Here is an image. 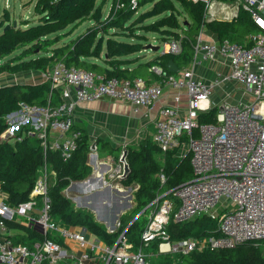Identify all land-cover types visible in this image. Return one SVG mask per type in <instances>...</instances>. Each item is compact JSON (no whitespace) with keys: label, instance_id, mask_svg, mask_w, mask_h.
<instances>
[{"label":"built area","instance_id":"obj_1","mask_svg":"<svg viewBox=\"0 0 264 264\" xmlns=\"http://www.w3.org/2000/svg\"><path fill=\"white\" fill-rule=\"evenodd\" d=\"M139 1L115 0L113 13L125 8L133 10ZM200 1L205 5L206 22L231 20L239 8L246 11L258 31L248 38L250 45L228 39L202 41L200 32L193 57L178 71V76L172 74L149 83L142 78L105 79L100 74L57 61L43 75L50 90L58 94L60 103H20L19 110L4 117L6 130L0 136L9 142L20 141L25 135L35 136L44 154L48 150L57 152L66 161L76 150L80 134L72 118L78 103L107 99L127 104L137 112L151 109L160 100L164 87L177 92L185 90L184 115L176 107L162 106L156 111L153 123L152 141L163 154L185 145L190 155L191 179L175 188V201L164 198L158 205L163 195L154 200L158 209L142 229L137 249H133L124 232L118 237L122 238L116 248L115 244L101 248L98 239L84 229L66 227L52 220L47 192L54 174L44 167L34 183L30 200L10 207L5 204L6 194L0 191V264H86L87 261L151 264L152 254L143 250L156 242L159 254L187 255L264 241V0ZM180 50L179 41L159 45L160 54L175 55ZM216 57L227 62V72L216 75L211 82L196 79L195 68ZM149 72L157 78L164 74L158 65L151 66ZM226 84L242 86L249 99L241 95L235 103L222 101L212 106L209 100L214 89ZM173 99L178 103L180 94L175 93ZM212 107L217 108L215 122L198 123L199 113ZM89 149L94 152L96 147L93 144ZM122 153L116 167L109 172V179L120 180L123 175ZM159 180L164 183L163 173L159 174ZM36 195L42 197L40 209L33 201ZM199 216L217 219L216 235L170 240L166 232L170 219L183 223ZM21 220L39 224L44 239L30 245L14 243L13 230L5 222ZM119 227L117 220L108 232L113 233ZM48 233H54L62 241L76 242L82 252L76 256L64 245L47 238Z\"/></svg>","mask_w":264,"mask_h":264},{"label":"trees","instance_id":"obj_2","mask_svg":"<svg viewBox=\"0 0 264 264\" xmlns=\"http://www.w3.org/2000/svg\"><path fill=\"white\" fill-rule=\"evenodd\" d=\"M97 1L37 0L33 11L39 22L31 26H27L28 21H23L22 26L13 27L8 11L4 9L0 16V75H16L29 71L45 73L50 65L62 61L66 66L100 74L105 79L142 78L148 83L147 78L152 75L149 72L151 66L158 65L164 70L161 78L153 75L157 80L173 74L165 68L168 61H172L179 69L186 67L193 57L196 37L203 29L215 34L219 40L228 39L247 46L250 45L248 38L258 32L248 13L242 8L238 9L237 15L231 20L206 22L205 5L200 0H140L135 9L125 8L116 13H113L115 0H111L109 14L103 19L102 6L106 0H101L100 3ZM145 4L152 6L149 15L163 16L143 25L142 31L159 35L162 43L179 41L181 50L178 54H160V51H154V57L148 61L138 56L146 45L142 43L144 37L135 33L134 25L144 15L133 20L131 24L127 23L133 19L138 8ZM180 10L186 16L182 24L177 21ZM85 21H90L93 25L75 38L57 46ZM5 24L10 27L4 30ZM113 29H120V32H111ZM126 36H131L133 41L118 39ZM60 101L58 94L50 90L47 82L0 86V136L6 130L4 117L19 110L20 103L57 105ZM216 111L217 108L212 107L199 113L198 123L215 122ZM76 130L80 133L77 148L66 161L57 152L48 150L44 154L35 136L25 135L20 141L13 142L0 137V191L7 196L5 204L14 207L30 200L34 183L45 167L47 172L54 174L47 192L52 220L66 227L82 228L107 246L115 244L124 232L127 241L137 249L139 235L152 214L150 210L153 208L154 212L157 211L164 198L175 201V188L191 179L189 153L181 158L174 155L176 150L162 155L159 147L149 138L142 140L137 147L127 146L125 161L130 173L127 178L115 181L124 185H137V190L133 193L135 206L120 215V227L109 233L95 220L93 214L85 209L75 208L64 196V191L72 182L82 181L92 172L87 163L90 152L87 133L84 129ZM95 147L103 150L109 148V145L101 141ZM117 153L115 159L118 161L121 150L117 149ZM160 173L165 177L163 184L159 180ZM160 196L162 197L159 198ZM156 198H159L158 205L153 203ZM33 201L40 209L42 197L36 195ZM99 202L101 199L97 198L94 204ZM22 221L5 222L14 232V243L30 245L44 239L39 224L32 220L24 223ZM216 228V218L199 216L183 223L170 219L166 232L170 240L176 241L213 236L216 235ZM46 237L63 245L62 240L54 233H48ZM154 244L157 245V242ZM174 258L176 264H264V241L243 243L218 251H193L187 255H174ZM93 264L103 262L97 261ZM109 264L113 262L110 261Z\"/></svg>","mask_w":264,"mask_h":264},{"label":"crops","instance_id":"obj_3","mask_svg":"<svg viewBox=\"0 0 264 264\" xmlns=\"http://www.w3.org/2000/svg\"><path fill=\"white\" fill-rule=\"evenodd\" d=\"M69 37L70 36L61 40L57 44V46H61L65 42L69 41L70 39L67 40V38ZM200 39L202 41H215L216 39H218V37L215 34H212L210 31L203 29L200 35ZM150 59L144 61H148ZM182 69L183 68L181 69L178 68V71H181ZM226 72H227V62L223 58L216 57L215 60L204 62L200 66L196 67L194 71L195 74L194 77L204 82H211L212 80H214L216 75L225 74ZM34 73H39V72H34ZM178 73L179 72L173 74L175 76H178ZM147 79L149 80V82L158 81L153 75H149ZM24 83L32 84L37 82L35 81L31 82L27 80L24 81ZM233 87H235V85L232 84H226L219 88L216 87L213 91V94L210 97L209 100L210 104L213 105L219 102V100H224L226 94H230V92L233 90ZM175 93L180 94V100L178 103H176L173 99ZM186 101L187 100H186L185 90H180L177 92L176 90L171 89L169 87H164L163 94L160 100L157 103H155L151 109H141L137 112L133 111L131 107L127 104H123L116 101H110L107 99L78 103L75 106L74 111L72 113L74 127L77 129L78 128L84 129L86 131L90 146L93 144L94 145L99 144L102 141L107 143L109 145V148H104L103 150L95 149L94 152H89L87 163L91 167L92 170L91 175L87 179H84L82 181L72 182L69 187L71 189H74V192H80L86 190L87 184L90 182L99 183L100 186L102 185V183L104 184L103 179H105V177L109 178L108 176L109 172L117 165V163H115L118 162L115 159V156L118 154L117 149H120L121 152H123V150H125L127 146L137 147L139 143L146 138L152 140V136L154 133L153 123L158 108L162 106L176 107L178 109L179 114L184 115L186 109ZM109 149H111L112 151H116L115 155H112L110 153L107 154V151ZM174 150H176L175 151L176 153L174 155L177 156L178 150L177 149ZM174 150H171L165 154L173 152ZM119 182L120 181H118L117 183ZM114 184L115 185H113L112 190H115L118 196L123 195V193L125 192L121 190L122 188L120 187V191H119L118 189L119 186L116 183ZM105 186L106 187L104 190H110V185H105ZM135 189L137 190V185L134 188V190ZM83 193L84 194L82 195V197H75V198L90 199L97 195H103L96 191H93L92 193L89 194H86L85 191ZM110 197L112 200L111 203L110 201H105V204L108 205L107 207L110 208L108 212L105 209L106 205L105 206L102 205L103 199H101V202H99V204L93 203V207L95 208L96 211L99 212L98 221L106 220L109 215L113 216V212L116 211L118 212V210L122 208L120 203L117 204L116 202H114L119 200L120 197H117L115 195H111ZM127 198H129V196ZM121 214H119L117 218L115 217L116 220L119 221V217ZM115 218L112 217L111 223H113ZM23 222H25V220H23ZM101 224L104 225L102 222ZM62 242L64 247L73 254H75L76 256H79L80 253L82 252V247H80L76 242H72L68 240ZM99 246L101 248L108 247L102 241H99ZM151 247L153 248L154 251L153 253H149V254H152L155 257L162 256V254L158 253L156 244H153L149 248ZM86 264H93V262L87 261Z\"/></svg>","mask_w":264,"mask_h":264},{"label":"rangeland","instance_id":"obj_4","mask_svg":"<svg viewBox=\"0 0 264 264\" xmlns=\"http://www.w3.org/2000/svg\"><path fill=\"white\" fill-rule=\"evenodd\" d=\"M5 1H6V3H5ZM36 1L37 0H0V16H1L3 10L6 9L8 11L11 24H13L15 22L16 26H22L21 23L23 21H28L27 26L36 25L39 22L38 17L34 14V11H33V8H34ZM97 2L100 3L101 0H98ZM110 5H111V0H106L105 3L103 4V6H102V17H103V19L108 16L109 10H110ZM151 11H152L151 4H145L144 6L138 8L136 13L134 14L133 19L127 23V24H131V23H133V20L135 21L136 18H139L142 15H144V18L141 21H138L139 19H137V21H135L136 24L134 25L135 33L142 35L145 39L144 41H142L144 46L147 44H151L154 46L162 44L161 39H160L161 37L159 35H157L155 33L145 32V31H142V29H141L143 25H147L149 23H152V22L156 21L157 19H159L163 16V14L157 15V16H151V15H149V12H151ZM185 17H186L185 14H183L180 10L179 15L177 16V21L179 22V24L183 23V19H185ZM6 25L7 24H5V26ZM92 25H93V23H91L90 21L83 22L70 35V37L67 38V40L76 37L77 35H79L83 31H85L88 27H90ZM22 28H24V27H22ZM111 32H120V29H113ZM115 38H117V37H115ZM118 39L129 41V42L133 41L131 36H129V37L128 36L118 37ZM138 56L140 58H143V60H147V59L154 57V51L146 50L144 47V49L138 53ZM34 72H36V71H34ZM34 72L29 71V72H22V73H19L16 75H8V74L0 75V86L12 84V83H24V81H27V80L31 81V82H34V81L35 82H45V77L43 75L44 73H40V72L34 73ZM241 95L244 98L249 99L244 92V88L240 85H236L235 87H233V90L230 92V94H226L225 99L219 100V102L224 101L227 103H233V102L235 103L237 101L236 99ZM212 106H214V104ZM2 139L6 140L5 138H2ZM109 153L112 155H115L116 151H112L111 149H109L107 151V154H109ZM186 154H187V148L185 145H183L182 147L179 148V150L177 152V156L181 158V157L185 156ZM115 163H117V162H115ZM103 180H104V184L102 183L101 186L99 185V183H91L90 182L87 184L86 190H84L86 192V194H89V193H92L93 191H96V192L101 193L103 195H97V196H94L90 199L89 198L79 199V198H75V197H82V195L84 194L83 193L84 191L74 192V189H71L69 187L68 189H66L64 191V196L67 197L74 204L75 208H82V209H85L86 211H89L91 214H93L96 221L99 220L98 219L99 218V212L96 211L95 208L93 207V203H94L95 199H97L98 197L100 199H103L102 205L105 206L106 205L105 201H110V203H111V201H112L111 197H110L111 195H115L117 197H120L119 200L114 201V202H116L117 204L120 203L122 208H120L118 210V212L117 211L113 212V216L109 215L106 220L98 221L99 223L102 222L104 224L103 227L108 231L112 225V223H111L112 217L115 218L123 212L130 211L135 206V202L133 200V193L135 191L134 188L136 187V185L134 183L131 185H124L120 182L117 183L115 180L109 179L107 177H105V179H103ZM114 183H116L119 186L118 189H120V187L122 188V191L125 192V193H123V195L118 196L116 194V191L112 190L113 185H115ZM105 185H110V190H104L106 187ZM128 196H129V198H127ZM90 202H92L91 206H89ZM107 206L108 205L105 206V209L108 212L110 208ZM127 206H129V207H127ZM89 208H91L93 211ZM114 209H116V208H114ZM150 212L154 213L153 208L150 210ZM113 226H115V223L113 224ZM90 241L92 242V240H90ZM153 251L154 250L152 247L143 250V252L145 254L153 253ZM149 262L151 264H176L174 254H172V253H166V254H162V256H156V257L154 255H152L151 257H149Z\"/></svg>","mask_w":264,"mask_h":264},{"label":"water","instance_id":"obj_5","mask_svg":"<svg viewBox=\"0 0 264 264\" xmlns=\"http://www.w3.org/2000/svg\"><path fill=\"white\" fill-rule=\"evenodd\" d=\"M12 26L13 27H16V23L14 22L12 24ZM8 27H10L9 24H7L6 26H4V30L7 29ZM145 49L146 50H150V51H159V46L158 45L154 46V45L149 44V45H146L145 46ZM165 68H166L167 72H169V73H176V72H178L177 66L172 61H168L167 64H166V66H165ZM7 85H9V84H7ZM125 156H126V150L123 151V153L121 155V158H120V161L123 163V175L120 177V180H123V179L127 178V176L130 173L129 166H128V164L125 161ZM116 218L114 219L111 228H114L113 224L117 221ZM121 238H119L117 240V242L115 243V248L118 245V243H119V241H120Z\"/></svg>","mask_w":264,"mask_h":264},{"label":"bare ground","instance_id":"obj_6","mask_svg":"<svg viewBox=\"0 0 264 264\" xmlns=\"http://www.w3.org/2000/svg\"><path fill=\"white\" fill-rule=\"evenodd\" d=\"M226 15H228V12H226ZM164 247V246H163Z\"/></svg>","mask_w":264,"mask_h":264}]
</instances>
